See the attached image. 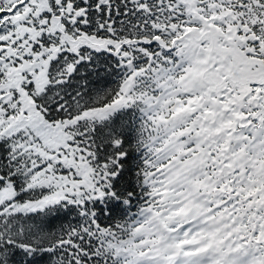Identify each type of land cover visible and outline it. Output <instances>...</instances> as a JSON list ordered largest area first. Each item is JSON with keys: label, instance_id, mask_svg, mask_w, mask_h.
I'll return each instance as SVG.
<instances>
[{"label": "snow or ice", "instance_id": "obj_1", "mask_svg": "<svg viewBox=\"0 0 264 264\" xmlns=\"http://www.w3.org/2000/svg\"><path fill=\"white\" fill-rule=\"evenodd\" d=\"M0 264H264V0H0Z\"/></svg>", "mask_w": 264, "mask_h": 264}]
</instances>
